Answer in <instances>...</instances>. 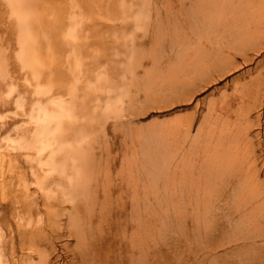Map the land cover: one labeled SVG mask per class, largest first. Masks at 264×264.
I'll return each instance as SVG.
<instances>
[{
  "label": "bare ground",
  "instance_id": "obj_1",
  "mask_svg": "<svg viewBox=\"0 0 264 264\" xmlns=\"http://www.w3.org/2000/svg\"><path fill=\"white\" fill-rule=\"evenodd\" d=\"M254 1L166 0L169 5L156 8L148 0H0V20L10 25L0 28V119L17 98L16 108L28 123V132L18 128L4 138L0 134V264H56L58 259L61 264H140V192H129L139 189L130 172L140 168L150 179L145 194H157L147 226L193 224L201 247L198 263L219 257L234 264H264V170L259 162L264 142L256 145L248 124L253 108L246 101L238 102L240 121L233 123L215 112L218 102L212 99L199 136L206 134L209 142L201 148L202 157H194L197 142L183 145L189 139L152 158L142 147V156L139 151L125 163L128 176L115 178L119 195H101L92 185L101 178V160L95 158L90 127L124 116L128 79L136 74L138 60L161 61L170 54L155 72L145 71L142 79L149 86L164 68L172 76L188 67L212 74L228 71L233 54L248 61L251 50L264 46L257 22L262 10ZM10 37L14 43L8 54L2 48L10 45ZM17 68L27 83L23 88L13 75ZM255 81L262 95L263 79ZM183 91L176 86L175 94ZM26 93L32 95L30 104ZM168 147L162 144L160 150ZM10 149L22 150L26 161L21 163ZM160 179L165 183L159 186ZM225 225L233 235L223 241ZM158 239L169 243L162 234Z\"/></svg>",
  "mask_w": 264,
  "mask_h": 264
},
{
  "label": "rangeland",
  "instance_id": "obj_2",
  "mask_svg": "<svg viewBox=\"0 0 264 264\" xmlns=\"http://www.w3.org/2000/svg\"><path fill=\"white\" fill-rule=\"evenodd\" d=\"M148 1L156 8H161L162 5H169L166 0ZM258 1L262 11L257 22H259L258 27L260 30L264 31V0ZM254 2L256 3V0ZM7 19L9 18L7 17ZM107 21L112 22L111 20ZM100 24L104 25L103 23ZM8 25L7 20H0V28ZM2 37L3 35L0 34V40ZM10 39V45L2 48V51H7L8 54L12 51L11 43H14L11 37ZM135 47L140 49V44ZM144 51L142 53L145 55ZM156 52L160 53L157 50ZM249 53L250 59L248 61L240 53L233 54L234 63L228 71L216 70L212 71V74L204 71V69L188 67L183 73L172 76L170 68L161 69L157 73V81L153 86L147 85L142 79L145 76V71L149 74L155 72L157 66L166 64L167 56L170 54L164 53L161 61L140 58L138 64H141L134 68L136 74L133 73L131 79L129 78L130 74H126L129 78L130 97L126 101L128 109L124 111V116L117 121L112 118H104L101 124L104 125L98 129L90 127L92 131V136H90H96V142L92 144V149L95 152V158L101 160L98 166L101 178L92 180V185H98L96 188L101 195L112 191H114L112 193L115 196L119 195L120 192L116 191L117 181L115 178L122 174H125L124 176L126 177L128 176L125 163L127 160L136 159L134 154L139 151L141 155L142 147L147 149V156L152 158L165 155L168 151L172 152L175 149V144H182L189 139L190 141H186L188 143L183 145H189L192 141L197 142L195 144L197 152L194 157H202L201 148L203 144H208L209 142L205 139L206 134L200 138L199 136L203 132L201 130L202 125L207 118L208 109L210 108L209 104L212 99L218 102L217 110L214 109L215 112L233 123L240 121V114H238L240 109L237 105L241 101H246V105L253 108L248 124L251 125L252 134L257 135L254 138L256 145L262 144L264 142V90L262 95L257 92L259 85L255 79L261 77L263 79L261 84L264 88V46L260 50H251ZM124 54L121 53V55ZM123 62L124 59L118 61L117 64L120 65ZM159 62L160 65H157ZM211 62L210 60L208 63ZM19 72L20 70L17 68V72L13 75L23 88L27 83L24 76L21 74L19 76ZM121 79L122 77H117L114 80L120 82ZM189 81L192 82L186 85ZM179 85H182L184 91L180 94H175L176 86ZM6 92L8 90L4 86L3 95H6ZM180 95H182V98ZM26 96L28 98L25 101L28 104L32 103V95L26 93ZM16 99L10 101L8 110L4 112V118L0 119V134H2V138L10 133H15L18 128H23L25 132H28L26 131L28 123L26 122L25 114L21 109L16 108ZM179 99L180 101H178ZM141 106H144V108L141 109ZM227 108H229V111L225 115ZM221 113L224 115H221ZM231 127L234 126L231 125ZM219 130L215 131L214 136L216 138ZM162 133L164 135L167 134V140L162 139ZM162 144L169 145L168 149L161 151ZM9 152L16 156L21 163L26 161V157L22 155L25 153L22 150L10 149ZM260 155V167L264 170V151ZM142 158L139 159L140 163ZM130 175H133L132 178H134L131 180L132 184L136 183L139 189L138 191L129 192H140V264H191L192 262L194 264H234L236 262L234 259L227 260L218 257L198 263L195 258L201 248L198 241L199 233L195 230L193 231V224L188 221L186 224L182 222L159 224V222H156L153 227L147 226L145 220L150 215L151 201L157 194L150 196L145 194L144 188L150 185V179L142 175L141 168L140 172H135L132 169ZM260 180H264V175H262ZM157 183L160 186L161 183H165V180L160 179ZM92 188H90L89 193L94 195L96 189ZM157 189L158 193L164 192L159 188ZM168 191L170 189L165 192ZM146 201H149L148 205H144ZM261 216L257 215L259 219H261ZM11 219H14L13 216H11ZM5 223H7L6 220ZM220 226L215 224L216 228ZM214 233L218 234L219 231ZM160 234H162V241L167 240L168 244L158 241V235ZM228 234L233 235V230L229 225H225L223 226L221 239L223 241L226 240ZM66 243L67 240L59 242V249ZM176 249L180 250L179 255L174 252ZM170 251L172 253L171 256L168 255ZM62 261L63 259H58L56 264H61ZM167 261L169 262L167 263Z\"/></svg>",
  "mask_w": 264,
  "mask_h": 264
}]
</instances>
